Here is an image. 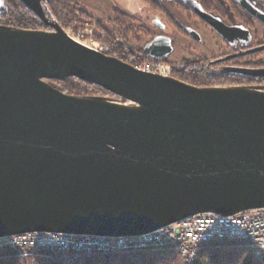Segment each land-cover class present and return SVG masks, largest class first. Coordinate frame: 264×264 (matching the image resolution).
<instances>
[{"label":"water","instance_id":"obj_1","mask_svg":"<svg viewBox=\"0 0 264 264\" xmlns=\"http://www.w3.org/2000/svg\"><path fill=\"white\" fill-rule=\"evenodd\" d=\"M22 1L55 32L0 28V238L139 236L197 214L264 209V91L141 72L47 20L46 0ZM199 15L228 40L247 35ZM172 52L167 37L144 47L155 60ZM69 78L138 107L46 82Z\"/></svg>","mask_w":264,"mask_h":264},{"label":"trees","instance_id":"obj_2","mask_svg":"<svg viewBox=\"0 0 264 264\" xmlns=\"http://www.w3.org/2000/svg\"><path fill=\"white\" fill-rule=\"evenodd\" d=\"M252 1L256 3V8L264 15V0ZM0 2V28L6 27L14 31L54 30L44 23L22 0H0ZM74 2H79V0H46L41 2V7L47 20L52 21L55 19L56 21L59 20L64 23H69L76 18L74 14L75 10L72 8ZM74 6L76 5L74 4ZM117 14L119 13L117 12ZM120 17L130 19L124 14H121ZM118 20L121 19H117V21ZM131 29L128 28L125 30L130 32ZM139 53H144V51ZM104 54L107 56H114L123 62L131 64L136 53L131 52L130 55H126L124 52H114L111 50ZM162 61L170 64L168 60ZM222 67L223 66L213 67L210 69L191 62L179 63L176 66L172 65L174 79L198 88L229 87L264 90V75L256 76L249 73V71L253 70H264V63H226V68ZM46 82L51 83L63 94L79 99L102 100L106 97H111L115 100L125 101L100 86L83 82L77 78ZM180 263V256L163 249H147L127 253L95 255L55 254L50 251H41L23 257L20 250L14 247L5 246L0 248V264ZM196 264H264V262L257 260L251 249L244 243H212L200 249Z\"/></svg>","mask_w":264,"mask_h":264},{"label":"built area","instance_id":"obj_3","mask_svg":"<svg viewBox=\"0 0 264 264\" xmlns=\"http://www.w3.org/2000/svg\"><path fill=\"white\" fill-rule=\"evenodd\" d=\"M79 38L73 39L80 42ZM130 53L125 44L124 54ZM132 60L130 65L141 72L174 79L172 65L162 60H155L145 53H136ZM212 243H244L257 260L264 262V209L243 211L232 216L197 214L139 236L31 233L0 238V248L18 246L31 252L50 251L55 254L95 255L163 249L180 256V264H196L200 249Z\"/></svg>","mask_w":264,"mask_h":264},{"label":"flooded vegetation","instance_id":"obj_4","mask_svg":"<svg viewBox=\"0 0 264 264\" xmlns=\"http://www.w3.org/2000/svg\"><path fill=\"white\" fill-rule=\"evenodd\" d=\"M136 1L142 4L141 13L144 11L147 14L146 23L149 24L141 25L140 29L153 36L151 41L158 37L171 40L173 52L166 60H170L176 51L182 49L186 57L176 58L177 63L191 62L210 69L221 66L226 68V63L254 64L256 61H247V58L264 52V33L263 39L256 35L252 37L255 23L264 28V15L252 0H245V5L240 0ZM199 13L218 20L222 26L243 29L247 35L228 40ZM122 14L133 17L128 11ZM208 38L215 41L217 52L201 56L197 51L203 41L208 42ZM251 51L254 53H249Z\"/></svg>","mask_w":264,"mask_h":264},{"label":"rangeland","instance_id":"obj_5","mask_svg":"<svg viewBox=\"0 0 264 264\" xmlns=\"http://www.w3.org/2000/svg\"><path fill=\"white\" fill-rule=\"evenodd\" d=\"M74 4L76 6H74ZM141 6L142 4L136 0H79V2H74L72 6L73 10H75L74 14L76 17L72 22L64 23L63 21H56L55 19L52 21L58 24L70 37L78 40V36H80L79 41L82 44L84 43V45H88L90 48L99 52L108 53L111 50L114 52H124V45L126 44L131 52L139 53L144 51L145 45L149 43L153 37L149 33H145L140 29L141 25L149 26V24L146 23L147 14L143 11L142 15ZM125 11H128L133 17L129 16L130 19L121 18L120 15ZM117 12L119 14H117ZM117 19L121 20L117 21ZM128 28H132L130 32L125 30ZM254 29L252 37L256 35L255 37L258 36L260 39L261 37L263 39L264 28H262L259 23H255ZM38 32L54 33L55 30L49 31L42 29L38 30ZM207 41V43L206 40L203 41L201 48L197 51L201 56H210V54L212 55L214 52H217L215 41H212L210 38H208ZM185 57L186 54L180 49L179 51H176L173 57L168 61L170 65L176 66L179 64L175 61L176 58L181 59ZM194 57H199V55ZM113 58L116 57L113 56ZM247 61H256L255 64H263L264 52L257 53L256 56L247 58ZM47 83L55 88L51 83ZM102 100H104V102L114 103L125 107H138L132 102L115 100L111 97H106ZM16 249L20 250V253L24 255L23 257L38 253L28 251L27 249L18 246Z\"/></svg>","mask_w":264,"mask_h":264},{"label":"bare ground","instance_id":"obj_6","mask_svg":"<svg viewBox=\"0 0 264 264\" xmlns=\"http://www.w3.org/2000/svg\"><path fill=\"white\" fill-rule=\"evenodd\" d=\"M83 44H84V43H83ZM85 46H86V45H85ZM87 46H88V45H87ZM92 49H93V48H92ZM128 108H130V109H132V108L135 109L136 107H128Z\"/></svg>","mask_w":264,"mask_h":264}]
</instances>
